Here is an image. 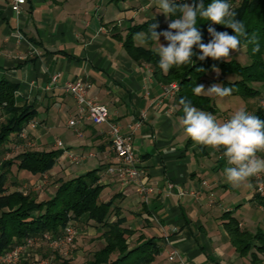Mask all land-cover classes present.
<instances>
[{
	"label": "crops",
	"instance_id": "1",
	"mask_svg": "<svg viewBox=\"0 0 264 264\" xmlns=\"http://www.w3.org/2000/svg\"><path fill=\"white\" fill-rule=\"evenodd\" d=\"M11 1L0 0V80L16 85V107L33 112L23 131L26 139H34V149L61 150L48 172L29 173L38 178L35 185L41 176L70 179L97 169L98 182L105 186L100 201L118 195L113 204L120 210L118 217L135 230L129 238L136 236V243L143 234L159 241L160 253L151 264H253L235 251L220 216L231 211L241 228L255 231L264 228V207L250 193L243 199L230 197L232 187L223 172L226 162L220 164L218 151L211 147L208 155H201L186 146L175 94L154 77L150 63L135 59L125 47L130 28L149 19L159 18L162 32L168 30L172 21L157 12L156 0H25L18 11L11 9ZM132 42L154 51L159 47L156 41L149 46L142 31ZM159 42L168 43L163 36ZM56 72L59 77L52 84ZM76 78L89 82L88 97L106 105L110 120L130 135L142 180L153 188L147 200L132 184L124 186L106 172L117 160L105 124L84 119L81 135L68 126L70 119H77V109L63 84ZM0 110V121L11 118ZM68 150L83 159L71 163ZM248 181L255 193V184ZM55 188L56 184L47 198ZM173 250L176 255L169 260ZM257 255L256 264H264V253Z\"/></svg>",
	"mask_w": 264,
	"mask_h": 264
},
{
	"label": "trees",
	"instance_id": "2",
	"mask_svg": "<svg viewBox=\"0 0 264 264\" xmlns=\"http://www.w3.org/2000/svg\"><path fill=\"white\" fill-rule=\"evenodd\" d=\"M172 2L177 5L186 3L184 0ZM228 2L236 12V18L245 24L247 30V37L242 38L241 41V47L245 48L248 57V61L244 64L234 58L228 61L211 58L200 61L198 59L200 50L198 46H194L196 55L192 58L193 65L174 67L164 74L158 66L157 51L135 46L132 42V36L142 31L145 33L146 43L149 46L152 45L154 40L150 38L149 26L157 23L159 27L156 31L162 32L160 19H149L133 26L128 32L124 44L129 54L137 60L150 63L154 77L159 81L165 84L171 82L178 84L174 103L178 107L177 114L180 117L183 115L180 99L184 98L198 110L210 112L217 118L219 112L212 97L205 94L195 95L192 91L196 85L213 81L206 78V74L214 69L213 66L219 69L221 85L232 89L231 95H238L244 101L261 95L260 89L253 84L264 85V0H228ZM193 3L198 4L199 0H189L187 4ZM209 3L211 0H204L205 6ZM176 15L178 16L179 13ZM168 18L174 21L177 17ZM197 26L202 35V42L205 44L212 38L208 33L209 27L215 28L218 32L226 31L231 35L235 34L230 28L199 18ZM257 44L260 51L254 54L253 48ZM231 76L235 79L230 80ZM15 90L16 85L0 80V107L11 114L9 120L0 121V255L23 242L28 236H41L44 232L58 236L67 224L74 225L75 221H93L101 225L99 237L104 244L92 253L86 264H151L160 253L159 241L154 238L146 239L143 234H140L134 245L128 244L127 239L135 233V230L124 225L125 218L118 217L120 210L113 206L118 197L117 194L107 201H100L99 197L105 186L98 182L97 169L70 179H56L53 195L43 200H38L37 193L31 190H11L8 183L13 177L12 166H15L18 172L26 171L32 175H42L53 168L61 153V150L28 148L12 157L6 156L10 151L9 144L14 142L13 140L16 144L26 142V138H22L20 134L33 115L27 107L15 106ZM249 113L264 120V103L256 104ZM186 146L196 148L201 155H208L210 149V147L195 144L190 137H187ZM218 154L219 163H225L223 150L218 151ZM257 155L264 158V153ZM250 180L253 185H256L255 176ZM11 182V185L18 187L17 180ZM253 197L264 207V195L255 192ZM111 213L116 216L114 220L109 218ZM220 217L235 251L241 257H248L253 264L259 262L257 254L264 253V228L257 227L255 231L241 228L231 211L223 212ZM29 255L27 254L26 257ZM55 256L60 264H72L69 260L61 259L57 254ZM16 263L29 264V260L23 256Z\"/></svg>",
	"mask_w": 264,
	"mask_h": 264
},
{
	"label": "clouds",
	"instance_id": "3",
	"mask_svg": "<svg viewBox=\"0 0 264 264\" xmlns=\"http://www.w3.org/2000/svg\"><path fill=\"white\" fill-rule=\"evenodd\" d=\"M155 8L166 17H177L169 23L168 30L163 32L156 31L159 27L157 23L149 26L150 38L159 44L156 50L159 56L158 66L164 74L174 67L193 65L192 58L196 55L194 46H198L200 50V61L206 58L228 61L232 51L240 50L242 38L247 37L245 24L236 18V12L228 0H211L207 6L204 0L191 5H177L172 0H156ZM198 18L230 28L235 34L218 32L209 27L208 33L212 38L205 44L198 30ZM161 36L168 42L167 46L159 42ZM259 51L257 44L253 53ZM213 67L218 73L219 69ZM192 91L195 95L206 94L221 98L232 93L230 87L220 84L212 85L207 91L204 85H196ZM180 104L183 115L179 124L184 133L197 145L211 147L217 151L223 150V157L226 159L224 177L232 187L238 188L251 177L264 173V158L257 155L264 153V120L241 109L228 121L221 123L212 113L198 110L184 98L180 99Z\"/></svg>",
	"mask_w": 264,
	"mask_h": 264
},
{
	"label": "built area",
	"instance_id": "4",
	"mask_svg": "<svg viewBox=\"0 0 264 264\" xmlns=\"http://www.w3.org/2000/svg\"><path fill=\"white\" fill-rule=\"evenodd\" d=\"M24 2L25 0H12L10 7L13 11H18ZM58 77L59 72H56L51 76L52 84H55ZM90 86L89 82L82 78H76L63 84L65 91L69 92L74 98L77 109V119H70L68 121V126L73 127L77 135H81L80 128L83 125L84 119L95 125L105 124L107 126L110 147L117 160L115 165L106 168V172L116 176L124 186L132 184L140 198L147 200L148 196L153 192V188L142 180L141 169L137 158L135 157L131 137L122 132L121 125L118 122L110 120V112L106 105L98 103L88 97L87 94ZM167 90L172 95L176 94L178 84L176 82H171L168 84ZM20 136L26 138L24 131L21 132ZM58 145H61L60 141H58ZM66 156L71 163H78L84 157L71 150L66 151ZM88 156H93V154L89 153ZM255 178L257 180L255 192L264 195V175L259 174L255 176ZM173 230H175V228H173ZM77 235L78 231L76 227L73 224H67L58 236H52L48 232H44L41 236L37 237L29 236L23 242L16 244L2 253L0 255V263L14 264L23 256L26 257L27 254L31 255L30 249L32 248L34 241L38 238L39 240H42L43 238L48 240L52 247L57 248L72 244ZM175 255L176 251L173 250L168 256V259L173 260ZM38 264H44V262L40 261Z\"/></svg>",
	"mask_w": 264,
	"mask_h": 264
},
{
	"label": "rangeland",
	"instance_id": "5",
	"mask_svg": "<svg viewBox=\"0 0 264 264\" xmlns=\"http://www.w3.org/2000/svg\"><path fill=\"white\" fill-rule=\"evenodd\" d=\"M231 57L237 60L238 62L244 64L248 61V57L245 52V48L241 47L239 51H232ZM207 79L213 80L211 83L206 82L204 84L205 91L209 87H211L214 84H220V73L214 71L212 69L206 74ZM230 80H234L235 77L231 76L229 77ZM254 87H257L261 91V95L259 97L248 99L244 101L240 96L238 95H229L226 97H217V96H210L212 97L216 108L218 109V116L217 121L218 122H226L228 121L231 116L238 110H246L248 112L251 111V109L256 104H263L264 103V85H261L259 83H254ZM206 95V94H205ZM209 96V95H207ZM1 110H0V119H1ZM10 146V151L7 153V157H12L16 155L17 153L21 152L24 149H30V148H38V146L35 144L34 139L30 136L27 137L26 142L21 144H16L15 140H13ZM30 143V144H28ZM12 173L13 177L9 180V185L12 186L11 180L15 179L19 182L21 189L24 191H34L38 195V200L46 199L48 196V192L54 189L55 180L58 179L56 175L52 176H41L39 177V186L35 185L38 181V178H33L29 173L23 172V171H17L15 166H12ZM210 176V175H209ZM229 184V183H228ZM249 181L245 182V184L241 185L238 188L232 187V191H230V197L232 196H241V199L243 197H246L248 195L247 193H250V197L253 196V190L251 186H249ZM13 189V188H11ZM105 196V192L101 194V198ZM248 197V196H247ZM231 199V198H230ZM243 202V200H239ZM234 203L231 204V207H234ZM230 205V204H228ZM74 226L76 227L78 231V235L73 241L72 244L62 247H52L48 240L46 239H36L33 243L31 250V255L25 257L27 260H29V264H38L40 261L44 262V264H60L58 259L56 258V254L61 259L69 260L72 264H86V261L91 258L92 253L103 246L104 242L99 237V233L101 229V225L93 222H83V221H75ZM29 237V236H28ZM37 237V236H36ZM136 237V236H135ZM135 237L134 239L128 240V244L132 246L135 243ZM43 260V261H42ZM1 264V263H0ZM18 264V263H16Z\"/></svg>",
	"mask_w": 264,
	"mask_h": 264
}]
</instances>
